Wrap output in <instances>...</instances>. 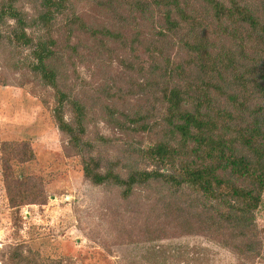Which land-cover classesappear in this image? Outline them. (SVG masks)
Listing matches in <instances>:
<instances>
[{"label":"trees","instance_id":"1","mask_svg":"<svg viewBox=\"0 0 264 264\" xmlns=\"http://www.w3.org/2000/svg\"><path fill=\"white\" fill-rule=\"evenodd\" d=\"M199 1L205 15L195 0H88L113 16L124 9V25L120 22L126 28L140 18L153 19L151 37L143 40L135 31L130 39L132 51L144 46L148 52L147 68L140 63L135 69L132 63L130 70L139 72L134 84L143 93L154 89L152 112L125 117L133 132L159 136L152 146L138 151L145 166L134 158L125 164V175L124 160L104 161L93 154L95 145L86 139L87 108L62 89L57 54L67 49L73 59L77 32L101 46L103 36L124 44L128 39L86 23L73 0H36L32 14L19 6L20 0H0V45L7 43L20 53L31 50L27 67L54 91V118L81 157L87 180L119 188L126 200L138 188L166 190L174 198L195 194L203 208H192L191 216L197 218L186 226L194 229L199 220L198 229L216 234L215 239L241 258L256 260L263 247L256 214L264 200V3L256 7L246 0ZM179 47L183 54L173 59ZM69 105L72 119L66 114ZM108 112L115 116L113 109ZM152 117L153 122H147ZM7 145L3 164L10 202L15 207L36 204L41 193L34 186L16 184L12 166L32 161L35 152L25 143ZM22 251L15 249L10 264H63Z\"/></svg>","mask_w":264,"mask_h":264},{"label":"rangeland","instance_id":"2","mask_svg":"<svg viewBox=\"0 0 264 264\" xmlns=\"http://www.w3.org/2000/svg\"><path fill=\"white\" fill-rule=\"evenodd\" d=\"M73 1L86 23L118 31L128 39L124 44L103 36L105 45L101 46L77 32L73 59L67 49H59L57 54L61 56L57 65L62 89L87 108L86 139L95 145L93 154L104 161L124 160L121 170L125 175V164L139 158L138 151L152 146L159 136L157 132H133L131 121L125 117L152 112L154 89L149 95L143 93L134 84L140 80L139 72L130 70L132 63L135 69L140 63L146 64L148 52L144 46L132 51L130 39L135 31L143 34V40L151 37L155 33L153 19L140 18L126 28L124 9L113 16L88 0ZM246 1L256 7L264 3ZM35 3L20 0L19 6L32 14ZM194 4L206 14L203 2L195 0ZM182 54L179 47L172 58L178 60ZM29 59V48L20 53L7 43L0 45V264H10L16 248L27 254L31 250L40 260L63 264H264V200L256 214L262 255L246 260L215 239L216 234L198 229L199 220L194 229L186 226L197 218L191 216L192 208H203L195 194L174 198L166 190L138 188L126 200L119 188L96 186L87 180L81 157L68 145L54 118V91L27 67ZM109 108L114 110V117ZM66 114L73 118L72 105ZM153 120L148 118L147 122ZM10 143H25L35 152L32 161H17L12 166L16 184L34 186L41 193L36 204L15 207L10 202L3 164ZM20 151L18 148L17 153ZM142 162L139 158V165L144 167Z\"/></svg>","mask_w":264,"mask_h":264}]
</instances>
